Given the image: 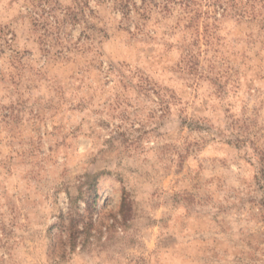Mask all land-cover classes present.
Returning a JSON list of instances; mask_svg holds the SVG:
<instances>
[{
	"label": "rangeland",
	"instance_id": "obj_1",
	"mask_svg": "<svg viewBox=\"0 0 264 264\" xmlns=\"http://www.w3.org/2000/svg\"><path fill=\"white\" fill-rule=\"evenodd\" d=\"M122 1L0 0V264H264V0Z\"/></svg>",
	"mask_w": 264,
	"mask_h": 264
},
{
	"label": "trees",
	"instance_id": "obj_2",
	"mask_svg": "<svg viewBox=\"0 0 264 264\" xmlns=\"http://www.w3.org/2000/svg\"><path fill=\"white\" fill-rule=\"evenodd\" d=\"M175 4V0H141L142 6L136 8V4L132 0H125L118 3V9L124 16L130 15L132 10L136 12H143L146 15L151 8H161L167 11L168 4ZM102 173L88 176L85 181V192L82 197L84 204L83 213L79 212L77 205L74 204V208L69 209L67 215L60 214L57 217V223L61 227L60 233L67 237V249L73 250L77 244H84L85 239L89 237L90 231L92 230V213L95 206L98 203V179ZM78 201V200H75ZM74 201V203H75ZM124 197L121 201V210L124 208L125 203Z\"/></svg>",
	"mask_w": 264,
	"mask_h": 264
}]
</instances>
